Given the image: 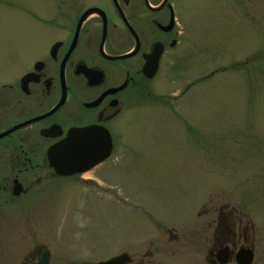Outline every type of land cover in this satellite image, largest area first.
<instances>
[{"label":"rangeland","instance_id":"rangeland-1","mask_svg":"<svg viewBox=\"0 0 264 264\" xmlns=\"http://www.w3.org/2000/svg\"><path fill=\"white\" fill-rule=\"evenodd\" d=\"M180 1L181 46L131 112L128 141L53 183L45 205L0 209V264L36 247L50 264H207L225 207L253 228L264 264V0ZM27 11L0 0L1 76L17 67Z\"/></svg>","mask_w":264,"mask_h":264},{"label":"flooded vegetation","instance_id":"flooded-vegetation-1","mask_svg":"<svg viewBox=\"0 0 264 264\" xmlns=\"http://www.w3.org/2000/svg\"><path fill=\"white\" fill-rule=\"evenodd\" d=\"M27 2L28 28L13 46L17 67L0 75V209L16 211L45 205L53 183L82 177L57 176L50 165L48 151L69 132L106 131L110 158L128 141L131 112L144 108L147 84L184 35L180 0ZM159 53L149 79L147 61ZM227 210L220 211L207 264H219L225 249L229 264L242 249L252 251L254 263L253 228L249 236L242 218ZM44 248H33L21 264H37Z\"/></svg>","mask_w":264,"mask_h":264},{"label":"water","instance_id":"water-1","mask_svg":"<svg viewBox=\"0 0 264 264\" xmlns=\"http://www.w3.org/2000/svg\"><path fill=\"white\" fill-rule=\"evenodd\" d=\"M160 54L147 61L146 76L152 79L158 70ZM89 128L73 130L66 139L48 151L50 165L57 176L69 178L74 175H83L94 170L104 163L111 155L112 143L109 134ZM219 264L229 262L228 250L222 252ZM50 252L44 248L40 261L37 264H49ZM132 260L127 254H122L105 262L96 264H131ZM253 253L250 250H240L236 256L237 264H252Z\"/></svg>","mask_w":264,"mask_h":264}]
</instances>
